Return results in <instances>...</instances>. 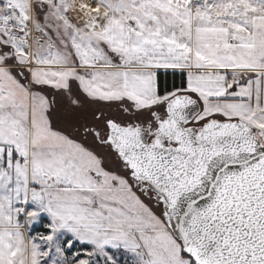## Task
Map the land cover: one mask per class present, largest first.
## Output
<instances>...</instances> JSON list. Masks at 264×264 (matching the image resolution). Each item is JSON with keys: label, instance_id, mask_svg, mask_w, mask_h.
I'll return each instance as SVG.
<instances>
[{"label": "snow or ice", "instance_id": "obj_1", "mask_svg": "<svg viewBox=\"0 0 264 264\" xmlns=\"http://www.w3.org/2000/svg\"><path fill=\"white\" fill-rule=\"evenodd\" d=\"M0 264H264V0H0Z\"/></svg>", "mask_w": 264, "mask_h": 264}]
</instances>
